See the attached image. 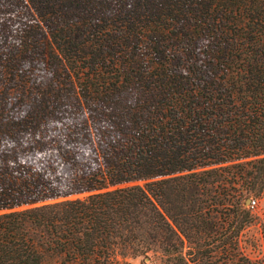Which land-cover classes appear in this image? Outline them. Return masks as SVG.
<instances>
[{"label": "trees", "instance_id": "trees-1", "mask_svg": "<svg viewBox=\"0 0 264 264\" xmlns=\"http://www.w3.org/2000/svg\"><path fill=\"white\" fill-rule=\"evenodd\" d=\"M20 1L111 128L86 171L0 167V264H264V0Z\"/></svg>", "mask_w": 264, "mask_h": 264}, {"label": "rangeland", "instance_id": "rangeland-1", "mask_svg": "<svg viewBox=\"0 0 264 264\" xmlns=\"http://www.w3.org/2000/svg\"><path fill=\"white\" fill-rule=\"evenodd\" d=\"M42 44L40 26L30 10L20 0H0V167L19 163L39 171L50 166L56 172L45 173L49 178L70 174L72 165L86 171L94 167L93 150L103 146L101 132L111 128L106 115L100 114L108 110L79 107L77 90L63 64L42 60ZM132 98L125 93L114 101L126 106ZM64 136L72 137L68 142ZM254 201L256 223L240 237L251 258L256 254L249 242L258 239L264 218V198ZM126 262L160 264L153 254Z\"/></svg>", "mask_w": 264, "mask_h": 264}, {"label": "built area", "instance_id": "built-area-1", "mask_svg": "<svg viewBox=\"0 0 264 264\" xmlns=\"http://www.w3.org/2000/svg\"><path fill=\"white\" fill-rule=\"evenodd\" d=\"M248 203H249V207H250V208H251V207L253 206V204H254L253 201H249Z\"/></svg>", "mask_w": 264, "mask_h": 264}]
</instances>
